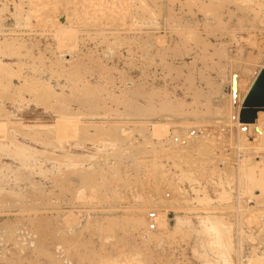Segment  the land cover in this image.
Masks as SVG:
<instances>
[{
  "label": "rangeland",
  "instance_id": "1",
  "mask_svg": "<svg viewBox=\"0 0 264 264\" xmlns=\"http://www.w3.org/2000/svg\"><path fill=\"white\" fill-rule=\"evenodd\" d=\"M173 1L0 0V264H264V0Z\"/></svg>",
  "mask_w": 264,
  "mask_h": 264
},
{
  "label": "bare ground",
  "instance_id": "2",
  "mask_svg": "<svg viewBox=\"0 0 264 264\" xmlns=\"http://www.w3.org/2000/svg\"><path fill=\"white\" fill-rule=\"evenodd\" d=\"M141 1V0H140ZM172 1L173 0H171V3H172ZM143 2V1H142ZM174 2V1H173ZM210 2V1H209ZM218 2V1H217ZM226 2V1H225ZM189 3V2H188ZM190 3H191V0H190ZM203 3V2H202ZM19 4V3H18ZM179 4H180V2H179ZM212 4V3H211ZM218 4V3H217ZM30 5V4H29ZM186 5V4H185ZM193 5V4H192ZM192 5H191V7H192ZM203 5V4H202ZM205 6V5H204ZM207 6V5H206ZM225 6V5H224ZM40 7V6H39ZM182 7V6H181ZM184 7H186V6H184ZM195 7V6H194ZM129 8V7H128ZM210 8V7H209ZM216 8V7H215ZM16 9V8H15ZM142 9H143V7H142ZM186 9H187V7H186ZM189 9H190V7H189ZM201 9V8H200ZM219 9V8H218ZM224 9V8H223ZM222 9V10H223ZM227 9H228V7H227ZM147 10V9H146ZM168 10H170V8L168 9ZM207 10V9H206ZM213 10V9H212ZM216 10V9H215ZM220 10H221V7H220ZM41 10H39V12H40ZM115 11V10H114ZM154 11V10H153ZM202 11H204V10H202ZM214 11V10H213ZM42 12V11H41ZM146 12V11H145ZM149 12V11H148ZM168 12H170V11H168ZM171 12H173V11H171ZM170 12V13H171ZM192 12V10H190V13ZM215 12V11H214ZM213 12V13H214ZM22 13V12H21ZM189 13V14H190ZM193 13V12H192ZM192 13H191V15H192ZM205 14V13H204ZM203 14V15H204ZM212 14V13H211ZM259 14V13H258ZM15 15V14H14ZM175 15V14H174ZM213 15V17H214V14H212ZM149 16H150V14H149ZM156 16V15H155ZM170 16V15H169ZM193 16V15H192ZM191 16V17H192ZM221 14H220V18H221ZM224 16V15H223ZM42 17V16H41ZM205 17H206V15H205ZM154 18V17H153ZM181 18V17H180ZM208 18V17H207ZM215 18V17H214ZM20 19H21V17H20ZM157 19V18H156ZM176 19V18H175ZM216 19V18H215ZM231 19V18H230ZM178 20V19H177ZM197 20V19H196ZM220 20H222V18L220 19ZM219 20V22H221ZM172 21V20H171ZM180 20H178L177 21V23L179 22ZM185 21V20H184ZM35 22V21H34ZM173 23V22H172ZM186 23V22H185ZM222 23V22H221ZM180 24V23H179ZM223 24V23H222ZM173 25V24H172ZM176 25V24H175ZM189 25V24H188ZM187 25V26H188ZM182 26H184V25H182ZM32 28V27H31ZM173 31H174V29H173ZM250 31V30H249ZM191 32V31H190ZM232 32V31H231ZM174 33V32H173ZM179 33V32H178ZM184 33V32H183ZM40 34V33H39ZM176 34V33H175ZM190 34V33H189ZM196 34V33H195ZM225 34H226V32H225ZM62 35V34H61ZM90 35V34H89ZM179 35V34H178ZM183 34L181 33V36H182ZM200 35V34H199ZM251 35V34H250ZM105 36V35H104ZM171 36V35H170ZM180 36V37H181ZM116 37V36H115ZM199 37V36H198ZM201 37V36H200ZM185 38V37H184ZM46 39V38H45ZM68 39H71L72 40V37L71 36H68L67 37V40ZM192 39V38H191ZM171 40V39H170ZM187 40V39H186ZM201 40H202V38H201ZM248 41V40H247ZM250 41H251V39H250ZM61 42V41H60ZM72 42H73V40H72ZM123 42V41H122ZM170 42V41H169ZM179 42V41H178ZM121 43V42H120ZM175 43V42H174ZM197 43V42H196ZM202 43H203V41H202ZM176 44V43H175ZM209 44V43H208ZM98 45V44H97ZM196 45V44H195ZM220 45V44H219ZM144 46V45H143ZM167 46V45H166ZM175 46V45H174ZM178 46V45H177ZM207 46V45H206ZM129 47V46H128ZM208 47V46H207ZM256 47V46H255ZM140 48V47H139ZM113 49V48H112ZM143 49V48H142ZM177 49V48H176ZM182 49H184L183 47H182ZM218 49L219 48H217V50H216V52L218 51ZM223 50V49H222ZM112 51V50H111ZM166 51V50H165ZM173 52H174V50H172ZM224 51V50H223ZM170 52V51H169ZM184 52H186V51H184ZM112 53H114V52H112ZM219 53V52H218ZM165 54V53H164ZM178 54H179V52H178ZM19 55V54H18ZM221 55V54H220ZM166 56V55H165ZM213 56V55H212ZM223 56V55H222ZM154 57V56H153ZM203 57V56H202ZM224 57V56H223ZM160 58V57H159ZM218 58H219V56H218ZM118 59V58H117ZM143 59H144V57H143ZM220 59H222V57H220ZM153 61V60H152ZM160 61V60H159ZM220 61V60H219ZM141 62V61H140ZM195 62V61H194ZM201 62V61H200ZM214 64V63H213ZM220 65V64H219ZM17 66V65H16ZM74 66V65H73ZM86 66V65H85ZM165 66V65H164ZM222 66V65H221ZM208 67V66H207ZM21 68V67H20ZM170 68V67H169ZM187 68V67H186ZM6 69L7 68H5V71H6ZM174 69V68H173ZM262 69H264V66H262L261 67V69L258 71V73L262 70ZM214 70V69H213ZM21 71V70H20ZM174 71V70H173ZM258 73L256 74V76H255V78H254V81H255V79H256V77H257V75H258ZM179 74V73H178ZM224 74V73H223ZM180 75V74H179ZM201 75V74H200ZM6 76V75H5ZM70 77V76H69ZM78 77V76H77ZM9 78V77H8ZM11 80V79H10ZM71 80H72V78H71ZM237 79H236V77H234L233 75L230 77V84H229V86H230V92H231V95H233L235 92V88H236V86H237V81H236ZM79 81V80H78ZM254 81L252 82V84L254 83ZM189 82V81H188ZM184 83H185V81H184ZM191 83V82H190ZM252 84L249 86V88H248V92H249V90H250V88H251V86H252ZM189 85V84H188ZM3 86V85H2ZM11 86V85H10ZM91 87V86H90ZM140 87V86H139ZM27 88V87H26ZM88 89V88H87ZM86 89V90H87ZM93 89V88H92ZM91 89V90H92ZM77 90V89H76ZM197 90V89H196ZM218 90V89H217ZM3 91V90H2ZM20 91H21V89H20ZM24 91H25V89H24ZM89 91H90V89H89ZM215 91V90H214ZM1 92V91H0ZM27 92V91H26ZM78 92H79V90H78ZM98 92V91H97ZM199 92V91H198ZM102 93H103V91H102ZM158 93V92H157ZM38 94V93H37ZM42 94V93H41ZM83 94V93H82ZM96 94V93H95ZM108 94V93H107ZM123 94V93H122ZM159 94V93H158ZM196 94V93H195ZM209 94V93H208ZM248 93H246V95H247ZM7 95V94H6ZM64 95V94H63ZM80 95V94H79ZM9 96V95H8ZM55 96V95H54ZM74 96H75V94H74ZM91 96V95H90ZM93 96V95H92ZM216 96V95H215ZM65 97V96H64ZM117 97V96H116ZM150 97V96H149ZM60 98V97H59ZM67 98V97H66ZM88 98V97H87ZM96 98V97H95ZM119 98V97H118ZM210 98V97H209ZM245 98V97H244ZM244 98L242 99V100H240V102L238 103V112H239V109L241 108V104H242V102H243V100H244ZM55 99V98H54ZM70 99V98H69ZM68 99V100H69ZM81 99V98H80ZM85 99V98H84ZM65 100V99H64ZM71 100V99H70ZM83 100V99H82ZM93 100H95V99H93ZM99 100H100V98H99ZM102 100V99H101ZM107 100H109V99H107ZM113 100V99H112ZM128 100V99H127ZM59 101V100H58ZM63 101V100H62ZM96 101V100H95ZM103 101V100H102ZM125 101H126V98H125ZM125 101H124V103H125ZM167 101V100H166ZM47 102V101H46ZM59 102H61V101H59ZM65 102V101H64ZM70 102V101H69ZM75 102V101H74ZM82 102V101H81ZM88 102H89V100H88ZM114 102V101H113ZM128 102V101H127ZM126 102V103H127ZM38 103H39V101H38ZM45 103V102H44ZM95 103V102H94ZM120 103H121V101H120ZM61 104V103H60ZM164 104V103H163ZM81 105V104H80ZM161 105V104H160ZM44 106H46L45 104H44ZM51 106V105H50ZM52 106H53V104H52ZM56 106H58V105H56ZM62 106V105H61ZM125 106V105H124ZM153 106V105H152ZM164 106V105H163ZM179 106V105H178ZM93 107H94V105H93ZM130 107V106H129ZM180 107H181V105H180ZM55 108V107H54ZM58 108H59V106H58ZM117 108V107H116ZM141 108H143V107H141ZM60 109V108H59ZM97 109V108H96ZM107 109V108H106ZM115 109V108H114ZM132 109V108H131ZM154 109V108H153ZM159 109V108H158ZM168 109V108H167ZM170 109H172V108H170ZM174 109V108H173ZM60 110H62V109H60ZM105 110V109H104ZM137 110V109H136ZM140 110V109H139ZM59 111V110H58ZM97 111H99V110H97ZM113 111H115V110H113ZM124 111V110H123ZM138 111V110H137ZM149 111V110H148ZM151 111V110H150ZM154 111V110H153ZM170 111V110H169ZM56 112H57V110H56ZM55 112V113H56ZM63 112V111H62ZM110 112V111H109ZM131 112V111H130ZM146 112V111H145ZM167 112V111H166ZM91 113V112H90ZM104 113H105V111H104ZM125 113V112H124ZM137 113V112H136ZM154 113V112H153ZM187 113V112H186ZM99 114V113H98ZM147 114H148V112H147ZM150 114V113H149ZM178 114V113H177ZM189 114V113H188ZM12 115V114H11ZM181 115V114H180ZM67 116V115H66ZM236 116H238V114L236 113ZM152 117V116H151ZM237 118H235V120H236ZM238 120V119H237ZM236 120V123L237 124H235L240 130L242 129V132H243V134H244V137L246 138L247 136H248V132L249 131H254V133L256 134V135H258L257 137H260V136H262V137H264V110H261V111H258V113H257V118H256V120H255V122L254 123H241L239 120L237 121ZM99 128V127H98ZM56 129H58V128H56ZM96 129V128H95ZM102 129V128H101ZM81 130V129H80ZM85 130V129H84ZM99 130V129H98ZM6 131V128L5 127H3V126H0V135H3L2 133H4ZM102 132H104L103 130H101ZM100 131V132H101ZM94 132H95V130H94ZM36 133V132H35ZM241 133V132H240ZM99 135H102V134H99ZM94 137V136H93ZM96 137V136H95ZM93 139V138H92ZM18 144V143H17ZM27 149V148H26ZM29 160V159H28ZM27 160V161H28ZM75 162V161H74ZM27 165H28V163H27ZM26 165V166H27ZM264 167V166H263ZM32 168H34L35 169V167H32ZM38 168V167H37ZM40 169V168H39ZM264 169H260L259 170V173L261 172V171H263ZM65 174V173H64ZM259 175H261V174H259ZM264 175V174H263ZM262 175V176H263ZM20 182V181H19ZM6 195V194H5ZM14 195V194H13ZM10 196V195H9ZM33 196V195H32ZM11 197V196H10ZM10 199H13V197L12 198H9V200ZM15 199V198H14ZM7 201V200H6ZM37 221V220H36ZM38 228V227H37ZM209 228V227H208ZM211 228V227H210ZM209 228V229H210ZM209 231V230H208ZM218 238V237H217ZM218 241H219V239H218ZM215 242V241H214ZM220 242V241H219ZM218 245V244H217ZM89 256V255H88ZM45 258V257H44ZM49 260V259H48Z\"/></svg>",
  "mask_w": 264,
  "mask_h": 264
},
{
  "label": "water",
  "instance_id": "3",
  "mask_svg": "<svg viewBox=\"0 0 264 264\" xmlns=\"http://www.w3.org/2000/svg\"><path fill=\"white\" fill-rule=\"evenodd\" d=\"M261 110H264V69L258 73L245 96L238 112V120L241 123H254Z\"/></svg>",
  "mask_w": 264,
  "mask_h": 264
}]
</instances>
